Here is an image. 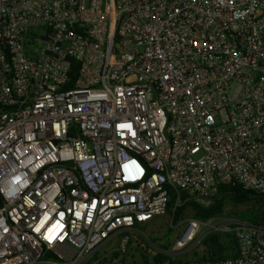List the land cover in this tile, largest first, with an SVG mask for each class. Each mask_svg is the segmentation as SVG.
Masks as SVG:
<instances>
[{
  "label": "built area",
  "instance_id": "built-area-1",
  "mask_svg": "<svg viewBox=\"0 0 264 264\" xmlns=\"http://www.w3.org/2000/svg\"><path fill=\"white\" fill-rule=\"evenodd\" d=\"M231 183L264 198V0H0V264H123L170 189ZM184 225L157 264H264L263 225Z\"/></svg>",
  "mask_w": 264,
  "mask_h": 264
},
{
  "label": "trees",
  "instance_id": "trees-1",
  "mask_svg": "<svg viewBox=\"0 0 264 264\" xmlns=\"http://www.w3.org/2000/svg\"><path fill=\"white\" fill-rule=\"evenodd\" d=\"M177 193L180 194L182 201L187 198L185 193H180L174 189L169 190L166 212L172 216V225H176L184 217V212L187 208L192 210L194 219L207 220L222 215L225 205L228 204L233 207L250 206V208L233 212L231 216L264 226L263 196L254 191L247 190L237 183L220 186L212 197V202L209 206H200L192 200L175 206ZM201 242L205 247V253L199 257L202 260L229 257L230 252L235 248L234 240L228 234L224 235L212 232L207 234ZM162 249L165 250L166 248L162 246ZM194 256L197 257L196 254ZM163 258L164 256L158 253L150 261L144 258L143 264H157Z\"/></svg>",
  "mask_w": 264,
  "mask_h": 264
},
{
  "label": "rangeland",
  "instance_id": "rangeland-1",
  "mask_svg": "<svg viewBox=\"0 0 264 264\" xmlns=\"http://www.w3.org/2000/svg\"><path fill=\"white\" fill-rule=\"evenodd\" d=\"M247 208L250 206L233 207L226 204L220 216L232 217L233 212ZM190 219H194L193 212L187 208L184 217L176 225L171 224L172 216L166 212L164 215L156 216L151 221L129 230V240L125 245L123 264H143L144 258L150 261L154 255L168 252L174 241L182 235L185 228L184 224ZM118 242L119 238L108 242L105 247L98 251L97 257L99 258L104 254H108L110 258L114 257ZM162 246L166 249L163 250ZM204 253L205 247L199 246L197 258Z\"/></svg>",
  "mask_w": 264,
  "mask_h": 264
}]
</instances>
